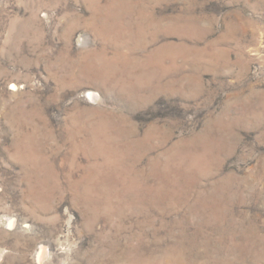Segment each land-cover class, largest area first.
<instances>
[{"label": "rangeland", "instance_id": "obj_1", "mask_svg": "<svg viewBox=\"0 0 264 264\" xmlns=\"http://www.w3.org/2000/svg\"><path fill=\"white\" fill-rule=\"evenodd\" d=\"M0 264H264V0H0Z\"/></svg>", "mask_w": 264, "mask_h": 264}]
</instances>
